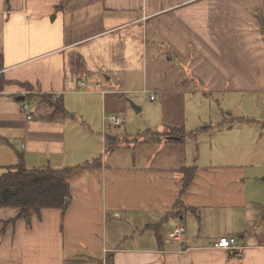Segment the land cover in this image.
Instances as JSON below:
<instances>
[{"label": "crops", "instance_id": "0c3cea01", "mask_svg": "<svg viewBox=\"0 0 264 264\" xmlns=\"http://www.w3.org/2000/svg\"><path fill=\"white\" fill-rule=\"evenodd\" d=\"M22 163L81 169L65 207H0V264H264V0H0V174Z\"/></svg>", "mask_w": 264, "mask_h": 264}, {"label": "trees", "instance_id": "16d2710c", "mask_svg": "<svg viewBox=\"0 0 264 264\" xmlns=\"http://www.w3.org/2000/svg\"><path fill=\"white\" fill-rule=\"evenodd\" d=\"M113 139H109L110 144L114 143ZM75 168L81 169L78 166L29 169L23 163L5 169L0 174V207L20 208L19 216H31L44 207H65L66 199L71 196L69 176ZM185 170L191 180L193 169Z\"/></svg>", "mask_w": 264, "mask_h": 264}, {"label": "built area", "instance_id": "2783aa9c", "mask_svg": "<svg viewBox=\"0 0 264 264\" xmlns=\"http://www.w3.org/2000/svg\"><path fill=\"white\" fill-rule=\"evenodd\" d=\"M151 98H154V96L152 95ZM22 108L24 114H26L29 119H32L34 117L33 111L31 110L30 104L28 102H24ZM103 122L120 126L123 123V120L120 116L112 114V115H104ZM184 230H185L184 226L178 227L175 229L172 236L176 239H179L181 234L184 232ZM238 245H239V237L236 235L220 237L214 243V246L216 248H221V249H230L233 247H237ZM101 264H112L108 255H105Z\"/></svg>", "mask_w": 264, "mask_h": 264}, {"label": "rangeland", "instance_id": "374dc122", "mask_svg": "<svg viewBox=\"0 0 264 264\" xmlns=\"http://www.w3.org/2000/svg\"><path fill=\"white\" fill-rule=\"evenodd\" d=\"M188 69V68H187ZM82 85H85V83H83ZM135 96V95H134ZM141 97H142V99H143V102H145V97H147L146 95H140ZM258 96H259V94L258 93H256V92H252L250 95H249V101H248V104L245 106V108L247 109V110H249L250 112H252L253 114H256V115H261L262 114V107L260 108V109H258L257 107H256V105H255V100L258 98ZM142 104V103H141ZM141 104H140V106H141ZM146 104V103H145ZM144 104V110H143V112H138V114L136 113V116H135V119H134V125H138V124H140V123H143V122H145L146 121V115H147V112L149 111V109H148V107H147V105H145ZM133 111V110H132ZM107 115H112V114H108L107 113ZM115 115H117V114H115ZM118 116V115H117ZM143 128V127H142ZM130 136H137V135H135V134H132V133H127V138H128V142H130ZM138 136H140V135H138ZM132 143H129V145H131ZM137 149V148H136ZM196 152V150H193V148L191 149V151H190V153H191V158H192V163L193 162H195V159H196V156H195V158L193 157V155L192 154H194ZM196 166H197V164H196ZM196 170L197 169H193L192 171H193V174L195 175V173H196ZM194 177V176H193ZM109 219H111V218H109Z\"/></svg>", "mask_w": 264, "mask_h": 264}]
</instances>
